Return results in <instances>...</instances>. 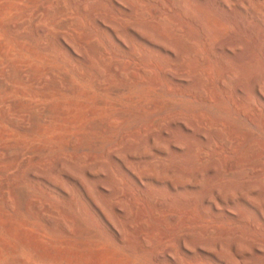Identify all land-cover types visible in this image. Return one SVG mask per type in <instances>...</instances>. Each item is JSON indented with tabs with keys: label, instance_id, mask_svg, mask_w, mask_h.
<instances>
[{
	"label": "bare ground",
	"instance_id": "bare-ground-1",
	"mask_svg": "<svg viewBox=\"0 0 264 264\" xmlns=\"http://www.w3.org/2000/svg\"><path fill=\"white\" fill-rule=\"evenodd\" d=\"M260 17L264 0H54L9 27L44 40L41 50L110 96L163 86L177 106L126 127L106 151L59 159L29 182L68 196L52 178L66 179L65 165L78 171L95 192L74 181L80 205L109 223L104 206L111 202L114 219L153 252L150 264H264V50H253ZM17 77L10 69L8 78ZM54 84L65 94L75 89L67 77ZM126 117L118 113L91 129L119 133ZM78 137L70 136L71 147ZM210 180L220 185L199 187ZM188 188H199L202 198L191 199ZM211 220L221 222V245H213L221 254L192 242L213 234L203 227Z\"/></svg>",
	"mask_w": 264,
	"mask_h": 264
},
{
	"label": "rangeland",
	"instance_id": "rangeland-1",
	"mask_svg": "<svg viewBox=\"0 0 264 264\" xmlns=\"http://www.w3.org/2000/svg\"><path fill=\"white\" fill-rule=\"evenodd\" d=\"M53 2L0 0V264H150L153 252L141 249L140 241H133L131 233L124 229V222L114 219L109 210L111 202L104 206L109 223L93 218L91 209L80 205L74 181L80 180L93 196L95 192L78 171L65 165L67 178H52L68 196L62 191L47 190L36 180L35 185L30 183L29 175H44L53 170L57 160L73 162L83 153L104 152L126 127L148 123L177 107L166 97L163 86L157 90L132 88L110 96L91 80L79 81L66 64L41 50L44 40L9 33V27H18L39 7H51ZM254 23L261 32L253 50H264V17L254 19ZM87 24L85 27L90 28ZM21 32L30 33L27 28ZM235 36L246 38L245 34ZM10 69L18 74L17 78H8ZM66 77L75 87L73 93L65 94L54 84ZM34 113L39 116L30 122L28 116ZM118 113L128 120L119 133L91 129L95 123H104ZM207 113L212 118L221 116L216 110ZM75 133L79 137L71 147L70 136ZM217 185L220 183L215 180L199 183L201 188ZM188 189L193 193L191 199L202 198L197 193L199 188ZM19 192L23 193L20 199L16 197ZM76 220L83 226L81 230L73 225ZM205 224V229L215 231L207 238L194 237L193 244L221 254V247L213 249L214 244L221 245V222L211 220ZM198 256L208 258L201 253Z\"/></svg>",
	"mask_w": 264,
	"mask_h": 264
}]
</instances>
